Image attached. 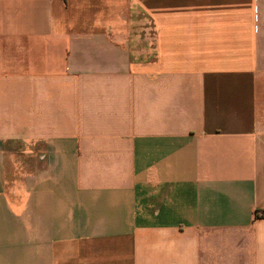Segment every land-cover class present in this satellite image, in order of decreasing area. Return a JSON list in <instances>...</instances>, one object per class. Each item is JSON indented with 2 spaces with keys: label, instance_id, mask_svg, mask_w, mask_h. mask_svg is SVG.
Masks as SVG:
<instances>
[{
  "label": "crops",
  "instance_id": "crops-1",
  "mask_svg": "<svg viewBox=\"0 0 264 264\" xmlns=\"http://www.w3.org/2000/svg\"><path fill=\"white\" fill-rule=\"evenodd\" d=\"M0 264H264V0H0Z\"/></svg>",
  "mask_w": 264,
  "mask_h": 264
}]
</instances>
